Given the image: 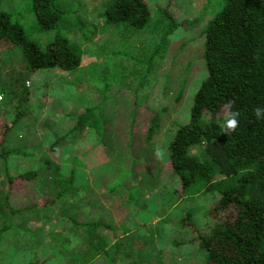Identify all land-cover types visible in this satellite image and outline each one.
Here are the masks:
<instances>
[{
	"label": "rangeland",
	"instance_id": "374dc122",
	"mask_svg": "<svg viewBox=\"0 0 264 264\" xmlns=\"http://www.w3.org/2000/svg\"><path fill=\"white\" fill-rule=\"evenodd\" d=\"M110 1L68 0L73 8L87 5L80 10L84 36L76 28L62 30L84 53L80 68L70 72L30 71L21 47L3 46L0 40V188L5 189L0 194V264H211L197 238L209 236L216 225L211 208L218 190L178 197L167 147L173 134L168 129L188 121L194 94L206 77L199 31L223 0H146L151 15L144 29L120 23L128 28L101 34L92 25ZM23 2L5 0L0 10L18 12L29 38L43 48L55 33L35 27L34 14ZM170 47H179L171 67ZM180 90L183 103H170ZM156 114L153 141H144ZM6 125H12L8 135ZM43 147L55 149L58 161L45 159ZM16 148L17 154L1 157ZM30 152L33 157L23 156ZM48 162L57 163L56 172L44 173ZM39 168L41 180L16 179ZM62 180L69 190L55 196ZM113 197L125 202L126 228L106 233L117 238L113 249L119 251L138 243L131 257L105 256V231L82 225L107 219L120 226L118 214L105 212ZM97 252L100 257H93Z\"/></svg>",
	"mask_w": 264,
	"mask_h": 264
},
{
	"label": "trees",
	"instance_id": "16d2710c",
	"mask_svg": "<svg viewBox=\"0 0 264 264\" xmlns=\"http://www.w3.org/2000/svg\"><path fill=\"white\" fill-rule=\"evenodd\" d=\"M3 1L0 0V8ZM82 4L73 8L68 0H24L23 8L30 7L34 14L35 27L55 33L54 39L43 48L29 38L17 19L18 12L0 10V40L3 46L21 47L30 71L59 68L70 72L80 68L84 53L77 51L62 30L65 26L76 28L84 36L86 27L80 10H86L87 5ZM150 15L146 0H112L92 26L95 30L98 27L96 32L101 34L112 33L120 26L128 28L120 23L141 30L148 24ZM199 34L204 35L202 57L206 77L194 94L188 121L168 129L173 134L167 147V165L179 184L175 194L196 196L218 190L211 208L212 223L216 225L209 236L197 238L211 264H264V119L257 120L253 115L255 107H264V0H223L221 10ZM169 49L171 67L175 63L173 51L179 47ZM166 86L167 82L163 89ZM164 91L167 92L163 90L162 97L166 95ZM229 101L235 102L232 110L240 112L239 127L225 135L219 124L226 111L223 106ZM170 103L177 106L183 103L181 90ZM163 111L162 107L159 113ZM158 114L154 115L144 141H153ZM84 116L85 112L77 118ZM8 125L3 129L6 135L12 129ZM76 128L75 123L73 129ZM12 151L17 154L20 149L3 151L1 157L4 159ZM54 151L43 147L40 152L47 159ZM23 156L31 158L34 154ZM57 168V163L48 162L42 170L54 173ZM42 170L24 172L16 179L41 180ZM5 172L8 180L14 179L9 176L8 163ZM67 183L62 180L57 184L55 196L69 190ZM1 190L5 189L1 187L0 194ZM100 223L91 219L82 225L96 229L102 226ZM5 230L3 227L2 233Z\"/></svg>",
	"mask_w": 264,
	"mask_h": 264
},
{
	"label": "crops",
	"instance_id": "0c3cea01",
	"mask_svg": "<svg viewBox=\"0 0 264 264\" xmlns=\"http://www.w3.org/2000/svg\"><path fill=\"white\" fill-rule=\"evenodd\" d=\"M51 156L58 161V159H57V157H56V155L54 153ZM124 203L115 201V198L113 197V198H111L109 208L106 209V211H105V212L113 213L115 216L118 214V218L120 219L119 220L120 221L119 224H121L120 226L115 228V227L112 226V223L111 224L108 223L107 219H106L105 221L101 220L100 224L102 226H98L96 228V230H104L105 231L104 238L106 240L102 241V245L107 248V252L105 253V256H107V257H131L132 254L134 255V253H136L138 248H139V244L136 243V244H134L132 246H127V247H125L124 249H122L120 251L118 249H113V247L115 246V242H116L117 238L115 236H113V235H108L106 233V231H108V230L126 228V225H125L126 221H125V219H123L124 217L121 216V211H123V215H124V213L126 211V209L124 207ZM120 238H121V236H120ZM128 243L132 244V243H135V241H133V242L129 241ZM100 254H101V252L94 253L93 257H100L99 256Z\"/></svg>",
	"mask_w": 264,
	"mask_h": 264
},
{
	"label": "clouds",
	"instance_id": "9594fccd",
	"mask_svg": "<svg viewBox=\"0 0 264 264\" xmlns=\"http://www.w3.org/2000/svg\"><path fill=\"white\" fill-rule=\"evenodd\" d=\"M234 103V101H229L228 105L223 106L226 111H224L223 120L220 122L219 127L225 135H228L230 132H235L239 127L240 112L238 110H232ZM253 115L257 120L264 119V107H255L253 109Z\"/></svg>",
	"mask_w": 264,
	"mask_h": 264
}]
</instances>
